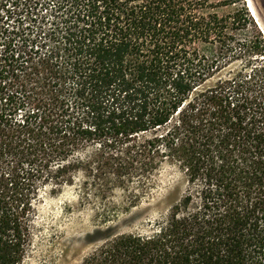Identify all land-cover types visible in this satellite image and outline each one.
<instances>
[{"label":"trees","instance_id":"16d2710c","mask_svg":"<svg viewBox=\"0 0 264 264\" xmlns=\"http://www.w3.org/2000/svg\"><path fill=\"white\" fill-rule=\"evenodd\" d=\"M220 5L0 0V264L21 263L43 193L75 185L109 221L111 193L136 206L164 162L184 184L155 227L80 264H264V36Z\"/></svg>","mask_w":264,"mask_h":264},{"label":"rangeland","instance_id":"374dc122","mask_svg":"<svg viewBox=\"0 0 264 264\" xmlns=\"http://www.w3.org/2000/svg\"><path fill=\"white\" fill-rule=\"evenodd\" d=\"M218 7L207 11L231 16L247 12V23L237 31L238 38H252L257 30L264 36V0H210ZM250 17V19H249ZM200 52L213 56L218 53L215 44L199 43ZM219 74L227 76L239 60L226 63ZM148 187L138 204L128 210L125 206L127 192L117 188L111 193L113 206L109 221H101L99 208L91 202L79 203V191L75 185L65 186L56 195L42 194L36 202L31 224L28 250L20 264H80L100 241L111 234L140 232L149 233L154 220L163 215L171 201L177 198L184 181L174 166L164 162L154 171ZM98 206H101L98 204Z\"/></svg>","mask_w":264,"mask_h":264}]
</instances>
